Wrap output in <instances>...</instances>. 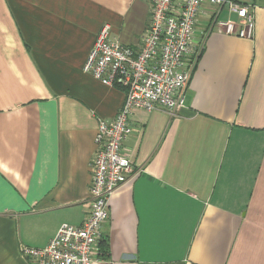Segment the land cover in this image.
I'll return each mask as SVG.
<instances>
[{"label":"crops","instance_id":"obj_1","mask_svg":"<svg viewBox=\"0 0 264 264\" xmlns=\"http://www.w3.org/2000/svg\"><path fill=\"white\" fill-rule=\"evenodd\" d=\"M251 40L197 17L184 107L133 110L123 148L138 173L113 192L93 264H264V0ZM141 0H0V264H34L62 224L81 225L97 120L125 93L83 72L103 25L138 48Z\"/></svg>","mask_w":264,"mask_h":264},{"label":"built area","instance_id":"obj_2","mask_svg":"<svg viewBox=\"0 0 264 264\" xmlns=\"http://www.w3.org/2000/svg\"><path fill=\"white\" fill-rule=\"evenodd\" d=\"M148 7L145 29L138 48L112 41L110 26L103 25L83 66V72L107 87L124 91V103L109 121L97 120L95 153L88 187L89 211L79 226L62 224L40 249L22 248L34 264H93L102 247L101 226L109 218V199L138 171L123 148L131 135L133 110H163L175 116L184 107L186 90L202 50L195 45L197 17L205 5L236 16L220 20L211 13L206 32L251 40L255 21L252 10L231 0H141Z\"/></svg>","mask_w":264,"mask_h":264},{"label":"trees","instance_id":"obj_3","mask_svg":"<svg viewBox=\"0 0 264 264\" xmlns=\"http://www.w3.org/2000/svg\"><path fill=\"white\" fill-rule=\"evenodd\" d=\"M104 244H105V241L102 242V245H104Z\"/></svg>","mask_w":264,"mask_h":264}]
</instances>
